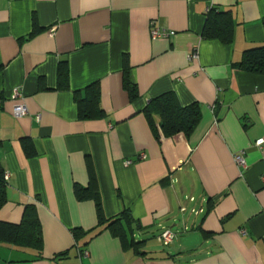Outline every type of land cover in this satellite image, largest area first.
Here are the masks:
<instances>
[{
	"label": "crops",
	"instance_id": "0c3cea01",
	"mask_svg": "<svg viewBox=\"0 0 264 264\" xmlns=\"http://www.w3.org/2000/svg\"><path fill=\"white\" fill-rule=\"evenodd\" d=\"M209 9L231 14V42L202 36ZM259 46L264 0H0V225H20L32 207L41 241L0 239V264H264V74L237 67ZM95 82L104 115L81 118L77 99ZM165 92L198 104L190 134H153L144 109ZM91 180L106 219L127 213L138 249L78 199L75 186Z\"/></svg>",
	"mask_w": 264,
	"mask_h": 264
},
{
	"label": "trees",
	"instance_id": "16d2710c",
	"mask_svg": "<svg viewBox=\"0 0 264 264\" xmlns=\"http://www.w3.org/2000/svg\"><path fill=\"white\" fill-rule=\"evenodd\" d=\"M233 20L229 11L218 12L209 9L206 22L202 31V36L208 39H219L223 43H229L232 40ZM237 67L244 71L255 74H264V46H259L246 50L242 59L237 63ZM58 79L61 86L68 84V67L66 63L59 64ZM123 86L128 92L129 98L134 100L138 96L137 86L131 80L129 69L125 65L123 70ZM79 116L102 117L104 115L100 106V90L97 82L86 88V94L83 98H78ZM145 116L149 122L153 134L158 137L159 131L166 137L177 133L185 135L195 128L200 120L201 112L197 103L188 106H181L174 93L165 92L149 100L144 109ZM159 118L158 127L154 117ZM5 174L0 163V207L5 202ZM75 194L78 199H93L97 211L98 225H104L115 237L123 242L128 241L125 222L130 223L129 216L122 212L119 216L106 219L102 212L101 202L96 191V185L91 180L89 186L84 188L75 186ZM33 211V213H32ZM79 230H74V236L79 237ZM0 239L20 245H30L40 247V223L36 217L34 209L29 207L25 213L24 219L18 226L0 225ZM140 242L128 241V244L135 249Z\"/></svg>",
	"mask_w": 264,
	"mask_h": 264
},
{
	"label": "built area",
	"instance_id": "2783aa9c",
	"mask_svg": "<svg viewBox=\"0 0 264 264\" xmlns=\"http://www.w3.org/2000/svg\"><path fill=\"white\" fill-rule=\"evenodd\" d=\"M151 36L152 37H161V36H166V33L164 31H159L158 29H152L151 30ZM198 57V53L197 51H193L188 55V60H195ZM11 102H12V108H11V113L13 114V116L16 117H21L23 115H25L27 113V108L25 106V104L23 103V94L21 91L20 87H17L13 90V93L11 95ZM262 143H264V140L259 139L256 141L255 145L256 146H260ZM144 154L140 155V158H144ZM234 161L237 165L241 166L244 164V160H243V153H239L234 155ZM130 161L125 162L126 164H128ZM6 177V176H5ZM261 181L262 183H264V177H261ZM174 238V233L170 230V229H165L160 236V241L164 244V245H168L172 242ZM86 254V251H84Z\"/></svg>",
	"mask_w": 264,
	"mask_h": 264
}]
</instances>
